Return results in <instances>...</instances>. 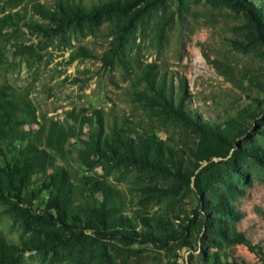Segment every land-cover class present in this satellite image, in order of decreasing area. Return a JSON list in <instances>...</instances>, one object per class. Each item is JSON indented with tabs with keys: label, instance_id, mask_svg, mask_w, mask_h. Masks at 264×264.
Returning a JSON list of instances; mask_svg holds the SVG:
<instances>
[{
	"label": "rangeland",
	"instance_id": "374dc122",
	"mask_svg": "<svg viewBox=\"0 0 264 264\" xmlns=\"http://www.w3.org/2000/svg\"><path fill=\"white\" fill-rule=\"evenodd\" d=\"M84 2L92 17L59 25L33 10L56 0H0V94L29 138L69 129L53 170L69 173L87 212L104 201L93 184L110 187L137 236L0 205L2 236L25 264H264V21L231 0ZM147 64L167 74L169 102L142 81ZM94 111L100 153L95 120L80 125Z\"/></svg>",
	"mask_w": 264,
	"mask_h": 264
},
{
	"label": "trees",
	"instance_id": "16d2710c",
	"mask_svg": "<svg viewBox=\"0 0 264 264\" xmlns=\"http://www.w3.org/2000/svg\"><path fill=\"white\" fill-rule=\"evenodd\" d=\"M231 1L244 6L254 21L258 23L264 21L263 6L250 3L249 7L244 0ZM33 10L45 18L55 20L59 25L82 21L97 12L88 11L84 0H56L54 9L34 3ZM81 50L80 54H87L85 49ZM141 78L152 91L167 102L173 99L172 84L170 88L167 74L161 73L156 64L143 66ZM183 88L182 84L181 90ZM257 106L260 107V104L258 103ZM176 108L179 111L185 108L182 94L176 100ZM18 111L19 105L16 102L7 100L0 94V205L9 206L14 210L25 207L23 210L27 214L46 211L45 214L48 215L37 216V220L48 221L55 215L54 220L61 224L82 223L88 228H95L98 234L135 239L137 234L132 230L131 222L123 217L120 207L114 202L110 187L105 184H93L92 189L102 193L104 201L91 204V209L87 212L78 201L76 185L69 173L53 170L56 163L53 151L64 150L73 135L69 129L54 122L46 132L39 129L35 133V139L29 138L23 129L24 123L17 116ZM93 120L96 125L93 127L94 152L100 153L101 143L105 137L103 115L99 111H94V118L84 117L80 125L84 126ZM76 121L80 122V117H76ZM42 136L43 145L39 143ZM117 137L123 144L124 136L117 133ZM124 149L129 147L126 145ZM113 155L119 160L135 158L124 153L119 155L115 150ZM228 230L229 235L236 242L253 249L247 237L238 233L235 227L231 225ZM25 252L23 246L8 242L0 233V264H25L23 257Z\"/></svg>",
	"mask_w": 264,
	"mask_h": 264
}]
</instances>
